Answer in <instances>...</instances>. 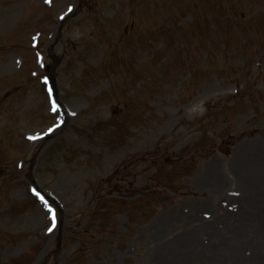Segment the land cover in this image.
<instances>
[{"label": "rangeland", "instance_id": "374dc122", "mask_svg": "<svg viewBox=\"0 0 264 264\" xmlns=\"http://www.w3.org/2000/svg\"><path fill=\"white\" fill-rule=\"evenodd\" d=\"M171 152L197 160L156 169ZM251 173L264 0H0V264H264ZM144 185L156 199L127 204Z\"/></svg>", "mask_w": 264, "mask_h": 264}, {"label": "bare ground", "instance_id": "6f19581e", "mask_svg": "<svg viewBox=\"0 0 264 264\" xmlns=\"http://www.w3.org/2000/svg\"><path fill=\"white\" fill-rule=\"evenodd\" d=\"M262 163V162H259ZM240 192H241V197H240V203L243 205L245 204V198L243 196V192L245 191H254V192H260V194H264V181L259 179L258 175H254V174H250L249 179H244L241 181L240 183ZM244 225L250 226L252 228V230H257L259 228L262 229V233H259V238L262 240V242L264 243V235H263V227H264V222L263 220L260 221H255L253 219H250L248 221H244ZM246 231V230H245ZM244 234V231H243ZM230 239V237H229ZM257 239V238H256ZM258 241V240H257ZM218 253L216 255H218V259L223 258V259H232L235 254H239V247H240V243L238 242L237 245L234 244V242L232 241L229 244V247H227L228 249H220V245H218Z\"/></svg>", "mask_w": 264, "mask_h": 264}, {"label": "snow or ice", "instance_id": "6c2138e0", "mask_svg": "<svg viewBox=\"0 0 264 264\" xmlns=\"http://www.w3.org/2000/svg\"><path fill=\"white\" fill-rule=\"evenodd\" d=\"M45 2H49V0H45ZM69 11H71V8H69ZM52 110L53 111H57V107H56L55 104H53V109ZM49 131H51V129H49ZM33 138L34 137H30V139H33ZM48 211H49V213H52L53 212V210L51 208H48ZM51 218L53 219V226H54V222H55L54 215ZM48 231L51 232L52 231V228H49Z\"/></svg>", "mask_w": 264, "mask_h": 264}]
</instances>
